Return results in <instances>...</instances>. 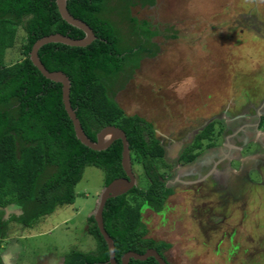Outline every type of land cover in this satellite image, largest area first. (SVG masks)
<instances>
[{
    "label": "trees",
    "instance_id": "16d2710c",
    "mask_svg": "<svg viewBox=\"0 0 264 264\" xmlns=\"http://www.w3.org/2000/svg\"><path fill=\"white\" fill-rule=\"evenodd\" d=\"M156 2L68 0L69 12L90 25L97 38L86 47L50 43L39 51L47 69L63 71L70 78L71 104L88 137L96 141L103 128H121L128 137L133 168L140 164L148 179L145 186L138 184L106 203L104 225L114 240L118 264L127 252L144 254L152 248L167 260L165 253L171 247L150 238L142 219L145 207L160 213L174 193L164 181V170L169 168L166 150L154 124L139 115H128L116 99L141 61L160 51L153 40L160 32L132 14L133 7H153ZM20 28L26 33L23 57L9 63L7 51L16 46ZM56 33L85 37L62 18L56 0H0V246L10 222L33 228L58 208L74 204L76 186L87 167L105 172V186L126 177L122 141L103 151L85 146L65 109L62 84L47 79L30 59L35 42ZM215 125L209 124L196 135L180 162L191 163L203 150L218 145L223 130H216ZM12 206L20 213L11 212ZM88 224L95 249H72L64 264H110L108 245L93 216ZM130 264L159 263L151 257L131 259Z\"/></svg>",
    "mask_w": 264,
    "mask_h": 264
},
{
    "label": "rangeland",
    "instance_id": "374dc122",
    "mask_svg": "<svg viewBox=\"0 0 264 264\" xmlns=\"http://www.w3.org/2000/svg\"><path fill=\"white\" fill-rule=\"evenodd\" d=\"M156 1L153 7H133L132 14L160 32L153 39L160 51L141 61L116 97L128 115L154 124L166 150L164 181L174 193L162 212L143 209L148 236L171 244L166 256L172 264H264V188L253 183L262 181L263 173L253 168V182L240 184L222 175L219 182L174 186L183 143H192L211 123L224 131L231 117L252 115L264 98V0ZM25 41L20 28L7 62L22 59ZM222 141L221 135L218 145ZM241 152L243 158L257 152L264 159V147L257 143ZM134 171L145 186L142 166ZM104 182L102 169L87 167L74 204L58 208L33 228L10 222L0 246L2 263L64 264L72 249L94 250L88 218Z\"/></svg>",
    "mask_w": 264,
    "mask_h": 264
},
{
    "label": "water",
    "instance_id": "95a60500",
    "mask_svg": "<svg viewBox=\"0 0 264 264\" xmlns=\"http://www.w3.org/2000/svg\"><path fill=\"white\" fill-rule=\"evenodd\" d=\"M68 0H56V5L62 18L70 25L82 30L85 33L84 38L75 39L61 33L44 36L37 40L30 52V59L39 71L49 80L62 84L63 103L65 109L73 122L74 130L77 138L87 147L95 151H103L108 149L115 141L121 140L123 144L122 152V166L126 173V177L118 178L105 186L99 194L97 206L91 216L95 218L97 225L103 235L109 249L110 264H118L115 256V243L112 237L108 234L104 225V209L109 199L121 196L129 192L134 187L138 186V178L133 168L131 149L127 134L119 127L108 126L103 128L98 134L96 141L91 140L85 133L82 124L77 117L75 109L72 107L71 94V80L63 71H50L46 68L39 57L40 49L50 43H60L72 47H86L90 45L96 38V34L92 27L85 21L74 17L68 10ZM9 210H7V217H9ZM154 257L159 264H169L168 261L156 250L148 249L144 254H139L134 251L127 252L122 257V264H130L131 259L146 261Z\"/></svg>",
    "mask_w": 264,
    "mask_h": 264
},
{
    "label": "flooded vegetation",
    "instance_id": "af4514ba",
    "mask_svg": "<svg viewBox=\"0 0 264 264\" xmlns=\"http://www.w3.org/2000/svg\"><path fill=\"white\" fill-rule=\"evenodd\" d=\"M253 109L254 113H252V115L248 112H244L236 117H231L232 122L227 125V129L222 133V143L203 150L191 163L185 164L180 162V156L185 147H187L184 146L183 143L181 152L177 159H175L178 165L175 168L176 176L174 178V186L177 187L178 184L203 185L209 181L211 182V179L215 180V182H219L218 178L222 175H225L229 178V181H232L229 183L237 181L240 184L243 181H249V179L251 180V178H253L252 169L254 168V171L258 170V173H263V177L260 182H253V180H251V182L254 184L256 183V187L263 186L264 188V159H262L257 152L254 156L247 158H243V155H241V151H243L244 147L250 142L254 144L257 143L264 147V98L259 107L257 106ZM249 118H251V120H248ZM234 125L237 126V129L233 128ZM229 130L231 132H229ZM237 141H240V145L237 144ZM165 156L167 157V155ZM250 158L251 160H249ZM236 165L239 167L236 168ZM185 166L190 167L185 170V168H183ZM187 176L192 179L185 181L184 178ZM13 209L14 206L11 207V212H15ZM167 261L172 264L168 257Z\"/></svg>",
    "mask_w": 264,
    "mask_h": 264
}]
</instances>
